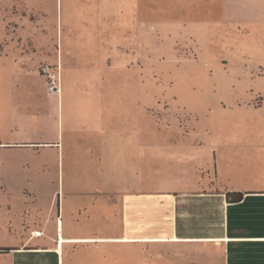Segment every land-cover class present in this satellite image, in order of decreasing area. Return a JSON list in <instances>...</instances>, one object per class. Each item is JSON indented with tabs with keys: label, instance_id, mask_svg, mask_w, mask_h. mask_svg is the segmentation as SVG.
Instances as JSON below:
<instances>
[{
	"label": "rangeland",
	"instance_id": "374dc122",
	"mask_svg": "<svg viewBox=\"0 0 264 264\" xmlns=\"http://www.w3.org/2000/svg\"><path fill=\"white\" fill-rule=\"evenodd\" d=\"M261 89L264 0H0V137L36 144L12 161L27 195L108 179L141 148L211 171L212 135L254 132Z\"/></svg>",
	"mask_w": 264,
	"mask_h": 264
},
{
	"label": "crops",
	"instance_id": "0c3cea01",
	"mask_svg": "<svg viewBox=\"0 0 264 264\" xmlns=\"http://www.w3.org/2000/svg\"><path fill=\"white\" fill-rule=\"evenodd\" d=\"M242 111L255 131L212 135L211 171L188 170L182 154L152 162L141 148L108 179L29 180L32 195L12 161L36 144L2 135L0 264H264V103Z\"/></svg>",
	"mask_w": 264,
	"mask_h": 264
},
{
	"label": "built area",
	"instance_id": "2783aa9c",
	"mask_svg": "<svg viewBox=\"0 0 264 264\" xmlns=\"http://www.w3.org/2000/svg\"><path fill=\"white\" fill-rule=\"evenodd\" d=\"M58 69L59 67L56 66H46L42 69L43 74L48 78L50 92L61 91V78L57 76Z\"/></svg>",
	"mask_w": 264,
	"mask_h": 264
},
{
	"label": "trees",
	"instance_id": "16d2710c",
	"mask_svg": "<svg viewBox=\"0 0 264 264\" xmlns=\"http://www.w3.org/2000/svg\"><path fill=\"white\" fill-rule=\"evenodd\" d=\"M231 195H235V196H238V197L242 196L241 194H228L227 196L230 198V200H231ZM6 252H9V249L0 248V253H6Z\"/></svg>",
	"mask_w": 264,
	"mask_h": 264
}]
</instances>
